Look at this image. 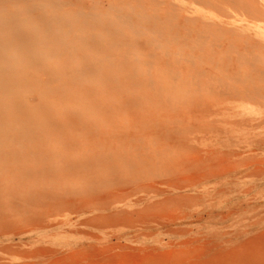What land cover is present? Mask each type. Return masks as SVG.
<instances>
[{
    "label": "rangeland",
    "instance_id": "rangeland-1",
    "mask_svg": "<svg viewBox=\"0 0 264 264\" xmlns=\"http://www.w3.org/2000/svg\"><path fill=\"white\" fill-rule=\"evenodd\" d=\"M219 1L0 0V264H264V0Z\"/></svg>",
    "mask_w": 264,
    "mask_h": 264
},
{
    "label": "bare ground",
    "instance_id": "bare-ground-1",
    "mask_svg": "<svg viewBox=\"0 0 264 264\" xmlns=\"http://www.w3.org/2000/svg\"><path fill=\"white\" fill-rule=\"evenodd\" d=\"M193 1L196 4H199L198 6H200L197 8L196 7L193 8L194 9L193 11L198 13V14H201L204 18L205 17L206 18L212 17L211 15L203 12L204 6H206L208 4H211V5L216 4L218 6L217 0H193ZM219 2L223 3V4L222 3L221 4L225 6V10H226V12H228V15L233 17L234 22H232L231 24L245 20L247 18V16H249V13H254V14L258 13L257 5L254 2H251L250 0H220ZM4 16H5V14H4ZM0 139H2V138H0Z\"/></svg>",
    "mask_w": 264,
    "mask_h": 264
}]
</instances>
